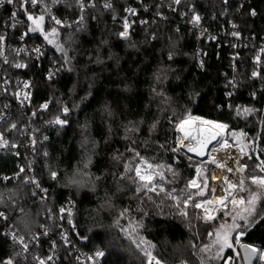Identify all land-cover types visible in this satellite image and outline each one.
<instances>
[{
    "label": "trees",
    "instance_id": "trees-1",
    "mask_svg": "<svg viewBox=\"0 0 264 264\" xmlns=\"http://www.w3.org/2000/svg\"><path fill=\"white\" fill-rule=\"evenodd\" d=\"M133 2L115 0L111 9L91 8L85 14L86 22L81 30L62 31L58 37L57 42L64 44L71 60L65 63L62 58L64 67L56 79H37L31 107L36 113L35 175L40 188L51 189L52 193L42 202L37 193L33 195L32 186L24 183L25 177L17 178L19 159L12 147L0 154V212L7 216V219L0 218V264L9 258L13 264H35L23 257L3 230L12 226L26 239L41 235L45 227L50 229L54 224L44 214L49 209L57 210L68 196L76 202L75 220L80 236L86 240L83 246L89 251H103L102 264H147L148 259L141 249L150 251L163 264H201L202 260L204 264H226V261L243 264L238 255L240 242L264 247V220H259L244 231L238 244L236 237L240 230L231 233L233 247L225 248L217 263L208 262L206 253L199 251L209 243L208 233L220 219L206 222L204 211L192 206L212 196L211 172L206 195H193L186 208L187 217L180 215V209L172 200L165 199L160 204L163 194H150L155 203L138 198L134 186L119 179L124 163H135L134 153L129 151L135 149L152 163L171 165L177 175L165 187L181 193L195 177L197 161L171 149L175 147L176 125L194 116L227 124V138L232 144L235 141L229 135L231 131L246 134L242 144H247V155L240 156L241 163L248 165L246 175L253 172L259 162L257 157L264 160V91L256 99L247 96L252 86L247 82L250 67L242 72L246 84L227 109L225 92L231 50L212 41L200 42L181 21L171 18L137 25L130 39H121L117 33L122 31L125 8ZM187 2L207 19L222 5L221 0ZM69 7L74 15L73 4ZM251 9L258 12L257 17L251 16ZM232 11V17L241 23L245 35L257 38L264 35V0H251L240 14ZM35 40L43 42L40 37ZM198 49L203 69L198 65ZM169 53L173 54L171 60ZM248 63L246 61V65ZM157 77L161 78L160 82ZM154 88L163 90L167 98L164 103H161L163 98L153 92ZM45 103L49 106L43 110L40 106ZM65 106L69 108L66 115L62 113ZM237 107L255 111L247 116L237 115ZM57 116L68 123L54 128L50 122ZM154 123L156 127L152 129ZM132 125L138 130L132 129ZM13 135L16 141L18 135ZM178 142L179 139L177 145ZM114 156L119 160H114ZM89 157L91 164L84 169L83 164ZM77 168L90 172L93 183L84 187L69 186L68 177ZM50 170L59 173L57 180L51 179ZM255 174H259L258 170ZM167 175L171 178L170 173ZM97 176L99 180H95ZM124 185L127 186L120 191ZM198 190L187 189L184 195ZM262 208L264 201L257 205V211ZM124 209L129 211L121 217ZM215 209L219 216L223 213L219 207ZM23 221H27V227ZM130 221H142V226H137L135 232L122 231L130 227ZM141 238L154 247L141 244L137 248L133 240L138 243ZM46 245L47 239L43 238L40 248L33 247V250L43 251ZM59 250L56 264H75L70 249L60 244Z\"/></svg>",
    "mask_w": 264,
    "mask_h": 264
},
{
    "label": "built area",
    "instance_id": "built-area-1",
    "mask_svg": "<svg viewBox=\"0 0 264 264\" xmlns=\"http://www.w3.org/2000/svg\"><path fill=\"white\" fill-rule=\"evenodd\" d=\"M154 1L155 0H134L132 5L125 8L123 20L126 16L129 19V23L131 25L129 28V35L131 34L133 28L137 25H144L150 21L155 22L157 20H167L169 18L172 20L178 19L197 36L200 42L205 41L206 43H209L212 41L217 43L219 47L225 46L231 50L229 53L228 66L230 74H228L227 77V90L225 92V107H227V109L232 106L233 98L239 93L241 87L246 84L242 72L247 70L249 67L250 69L248 71L249 74L247 82H249L252 86L248 89L247 96L252 99H256L260 93L264 91V51H262V49H264V35L260 38H257L255 35H245L242 32L241 23L237 18L232 17L233 9L240 14L248 5H250L251 0H227V3H225L224 0H221V7L216 8L215 11H213V15L210 19H207L205 14H201L196 11L194 5H189L187 2L188 0H182L180 5L171 4V0H156V4H154ZM94 2L95 7L103 8V4L106 0L98 2L97 0H94ZM110 2L113 6L115 0H110ZM45 4L48 5L50 11L45 10ZM71 4H73V10L75 11L74 15L71 14L72 8L69 7ZM170 4L171 7H169ZM26 7L27 13L21 8L20 0H15L12 4H8L7 0L0 3V36L4 37L3 42H0V50L3 51V55L0 56V132H3L5 138L9 141L7 147L0 148V154L6 153L13 144L16 145V147H12V149L15 157L19 159L17 162L18 169L21 167L25 168V172L20 173V177H34L37 180L35 175L34 157L37 146L36 127L34 124L36 115L33 116L34 111L31 109L35 85L38 78H44L46 81L56 79L62 73L64 65L62 64L61 53L57 51L55 44H48L39 31L28 32L27 35H24L29 27L34 26L33 22L27 19V15L31 14L33 16H39L43 14L45 17L42 23L44 31L49 32L52 27H57L59 33L61 34L62 31H72L77 28L75 22L79 20L80 10L76 5L75 0H60V2L56 4H53L52 0H42V2L36 7H33L30 2L26 5ZM95 7H88L83 13L84 24L86 22V12ZM129 8L135 9L136 14L130 15L126 11V9ZM173 8L176 10L173 11ZM190 9H194V12L201 17L199 26L192 25V12L189 11ZM253 10L256 14H251V16L255 18L258 16V12L255 9H251L250 13H252ZM13 12L17 13L15 19L12 18ZM158 13H160V15H158ZM51 16L57 17L62 20L65 25H71V27H61L55 25L51 20ZM233 25H235V28ZM234 31L238 32L239 36H233L232 33ZM37 37H40L43 42H36L35 38ZM37 46L41 48L43 53V55L39 58H37V54L32 51V49ZM17 49H25V51L17 55ZM197 55L198 65L203 69L204 65L203 67L200 66L202 60L199 56V49ZM5 57H7L9 63L4 62ZM257 57H259V59H257ZM246 61H249L248 65H246ZM16 63H24L27 67L16 68L14 67V64ZM57 69H59V71H57ZM33 71L35 72L33 73ZM49 71L55 72L52 79H48ZM254 72L257 73L256 76H253ZM24 82L30 83L31 86L29 89L23 88ZM24 91L30 92V99L24 100L23 103H21ZM17 92L21 93L19 98L16 96ZM228 93H231V95H228ZM195 117L196 116L192 118ZM60 118L62 119V117ZM201 119L210 121L203 118ZM13 123L17 125L16 129H11V124ZM52 126L54 128L62 127L53 123ZM12 134H14L13 136L16 134L18 135V139L16 141L15 138L13 139V137H11ZM33 138L36 140L35 146L31 144ZM230 144L232 143L230 142ZM20 149H24L25 151L22 153ZM236 151L238 152V149ZM204 158L206 159V157ZM228 166L235 168L231 163H229ZM212 169L214 170L211 174L215 176V171L217 169H215L214 165ZM238 175L239 174L229 173L226 171L224 176L218 180V183L211 179L212 187L217 190L215 196L220 197L226 194L223 191V188L227 187V185H222L225 176H227L229 180L234 181ZM244 175L246 176V173H244ZM194 178H196V176ZM198 183H200L199 180ZM28 184L32 186L34 192L39 195V199L42 202L47 201L52 193L51 189L44 192L41 190L44 188H37L35 184ZM193 189H195V187H193ZM212 198L213 194L207 199ZM203 200H199L198 202H202ZM61 207L71 208V223L68 222L67 211L63 214L64 218L60 219L61 213L59 212V209ZM206 207L211 210L218 207L220 208V205L214 203L212 205H207ZM75 209V200L68 196L62 206H60L57 210H51V213L53 214L51 220L57 224L56 231H50L47 229L48 234L39 235L38 242H32L27 252L22 250L19 243L12 240L11 233L15 232L18 236H20V234L12 226L5 227L3 233L21 251L24 258L31 259L35 264L36 261L33 257L46 258L48 256H52V260L48 261V264H56L60 254V244L70 249V253L75 264H102L105 258V253L102 257L97 258L95 253L100 250L89 251L83 246L86 244V240L79 234L78 225L75 220ZM198 210L204 211L203 208ZM46 215L49 216V212L44 214V216ZM241 236L243 235H240L239 238ZM43 238L47 239V245L43 248V251L35 252L33 247L40 248L41 240ZM27 240L28 239H26V241ZM53 242H55L54 248ZM243 244V242L239 243V252L241 245ZM250 245L257 249L264 250V247L252 244ZM89 257L92 259H89ZM156 259L159 260L158 258ZM153 264H155V261H153ZM161 264L163 263L161 262ZM251 264H264V260H260L259 253H257L255 260Z\"/></svg>",
    "mask_w": 264,
    "mask_h": 264
},
{
    "label": "snow or ice",
    "instance_id": "snow-or-ice-1",
    "mask_svg": "<svg viewBox=\"0 0 264 264\" xmlns=\"http://www.w3.org/2000/svg\"><path fill=\"white\" fill-rule=\"evenodd\" d=\"M4 0H0V3H3ZM15 0H7L8 4L14 3ZM31 3L33 7H36L38 4L42 2V0H20V6L21 8L27 13V7L26 5L28 3ZM60 0H52L53 4L59 3ZM225 3H227V0H224ZM76 5L78 6L80 10V16L79 20H77L75 23L77 25L76 30H81L84 26V16L83 13L88 7H95L94 0H75ZM182 3V0H171V4L180 5ZM171 4L169 7H171ZM44 8L46 11H50L48 8V5L45 4ZM103 8L105 9H111L112 3L110 0H106V2L103 4ZM173 11L176 9L173 8ZM126 11L130 15H135L136 10L129 8L126 9ZM190 12H192V18L191 23L193 26H199L201 17L194 12V9H190ZM252 15H255V11L253 10ZM17 13H12V18H16ZM160 15V13H158ZM27 19L29 21L33 22L32 27H29L27 32H25L24 35H27L28 32H37L39 31L41 35H43L44 40L48 44H55V47L58 52L61 53V56L65 63H69L71 60V57L69 56L68 50L64 47L63 43L57 42V38L59 37L60 33L57 27H52L49 32H45L42 23L45 19L44 15L41 14L39 16H33L31 14L27 15ZM51 20L54 22L55 25L61 26V27H71V25H65V23L58 19L55 16H51ZM146 23V22H142ZM131 27L129 23V19L126 16L123 20V30L117 33V35L124 40L130 39L129 35V28ZM235 28V25H233ZM233 36H239L238 32H233ZM153 39H155V36H152ZM214 39V37H213ZM4 37L0 36V42H3ZM68 40H72V34H68ZM104 43H107V41H104ZM134 46V45H133ZM25 49H17L16 53L19 55L20 53L24 52ZM34 53L37 54V58H39L41 55H43L42 50L39 46L32 49ZM264 51V49H262ZM3 55V51L0 50V56ZM173 58V54H168V59L171 60ZM259 59V57H257ZM5 63H9L7 57L4 58ZM201 67H203V63L200 64ZM14 67L16 68H25L27 67L24 63H16L14 64ZM59 71V69H57ZM55 75V72L49 71L48 73V79H52ZM257 73H253V76H256ZM157 81L160 82L161 78L157 77ZM231 83V82H230ZM29 82H24L23 88L29 89L30 88ZM153 92L157 96H161L163 99L161 100V103H164L167 99L162 89H153ZM228 95H231V93H228ZM17 98L21 96L20 92L16 93ZM30 99V92L24 91L23 92V100L21 103H23L24 100ZM49 106L48 103H45L41 105V109H47ZM254 109L251 108H236V114L237 115H249L252 112H254ZM69 112L68 107L62 108V113L67 114ZM36 113L33 112V116H35ZM189 120H195L199 121V124L190 125L189 127H185L186 124L189 123ZM50 123L64 126L68 123L66 119H61L60 116L55 117L53 121ZM203 124H209L214 125L218 131L216 132H209L208 135H205L201 125ZM177 128L182 131L184 134L182 137L179 138L178 146L173 147L171 149L174 153H179L181 149H186L187 153H194L196 156L201 157L202 159L197 162V166L195 168L196 171V178L191 179L188 181L187 185L185 186L184 190H181V193H177L175 188L168 189L165 187L166 184L171 183L172 179L175 178L177 173L173 170L171 165H165L163 163H152L145 157L141 156L139 152H136L135 149H129V151H132L134 153L133 160L135 163L127 162L124 163L123 168L124 171L121 173L119 179L120 180H127L130 182L134 187L133 191L135 195L138 198H147L148 200L155 203L153 200V196L150 194H155L156 196H161L163 194L162 199L160 201V204H163L165 199L172 200L175 202V206L180 209V215L187 217V211L186 208L189 205V202L193 200V195L203 197L206 195V190L209 189V173L213 171L214 169H209L206 166L207 165H214L215 169H224L229 173L239 174L236 177V180H229L227 176L224 177L222 185H227V187L223 188V191L226 193L224 196L216 197V188H211L210 191L213 194L212 199L203 200L202 202H196L192 206L194 208L200 209L203 208L204 210V219L205 221H212L215 220L217 217L214 215H211L209 213V208L206 207L207 205H212L214 203L220 205L219 211H223L225 217H230L231 223H228L225 221L224 223H221L218 228H215L213 232H209V237H214V239L211 241L210 244H205L203 247L199 249L201 253H208L209 259H219L221 254L223 253L225 248H232L233 245L230 242L231 233L236 230H240L237 237H236V243H239V235H243L244 231L249 228L250 226L254 225L255 223H258L259 220H264V208L261 209L260 212L257 211V205L264 201V175H257L255 174L258 170L259 173H264V160L257 159L259 162L255 165V168L253 169V172L247 176L244 175V173L248 169L247 164H240L239 159L236 157L231 156L227 150L229 148H232L234 146H239L238 150L241 153V156L247 155L245 152V148L247 147V144H242V138L246 135L245 133L231 131L229 135L231 138L235 141V144H230L228 139L225 137L223 130L228 128L227 124L220 123V122H214V121H205L202 120L200 117H189L188 119L181 120L177 125ZM156 127V124L154 123L151 128L154 129ZM17 125L15 123L11 124V129H16ZM132 129L138 130L135 125H132ZM130 129V130H132ZM46 140L47 137H44ZM187 141V143H185ZM215 141V143H213ZM85 145H87L88 141H84ZM9 144V141L5 138L4 133L0 132V148L7 147ZM31 144L35 146L36 140L35 138L32 139ZM12 147H16V145H12ZM219 152H224L227 159H218L217 154ZM48 153L45 152L44 156H47ZM206 157V159H204ZM114 160H119L118 156L113 157ZM189 160H192V156H188ZM228 159H232L233 162L237 165L235 168L228 166ZM249 159H251V156H249ZM91 164V158L89 157L85 163L83 164V168L87 169L89 165ZM30 167V165H29ZM25 168L21 167L19 169V173H17V178H20V173H24ZM171 174V178L167 174ZM59 176V173L54 170H50V177L53 180H57ZM212 180H215L216 177L212 175L210 177ZM5 179H8L5 177ZM100 177H95V180H99ZM198 180L200 183H198ZM24 183H31L35 184L37 188L40 187L39 182L34 177H25ZM93 183V177L90 172H86L81 170L80 168H77L75 172L68 177V185L69 186H76V187H84L87 184ZM202 184V187H201ZM127 185L121 186L120 191L124 190V187ZM94 187V184H93ZM197 188L199 189L195 194L191 192H187L186 195H184V192L187 189L190 188ZM44 192H47L46 189H41ZM246 194V195H245ZM35 195V192L33 193ZM43 199V197H42ZM160 204L157 205V207L160 206ZM181 204L183 207H181ZM231 206V207H229ZM214 211L216 209H213ZM67 211L68 215V222L71 223V215L72 211L71 208H65L61 207L59 209V212L61 213L60 219H63V214ZM129 210L124 209L120 216L123 217ZM51 210L49 209V218H52ZM0 218L7 219V216L5 213L0 212ZM243 222V223H240ZM25 224V227H27V221H23ZM116 224L119 225V220L116 221ZM137 226H142V221L133 223L130 221V227L129 228H122L121 230L128 233V232H135ZM41 227H44L41 225ZM44 235L48 234V230L45 227L44 228ZM12 240L16 243H19L22 247V250L24 252H27L30 248V244L32 242H38L39 240V234H35L31 236L27 241L23 235L18 236L15 232L11 233ZM131 238V237H129ZM66 239V237H65ZM133 243H136L137 248H140L141 244H148L149 247H154V245H151L150 242L144 241L143 238L137 243L135 240H133ZM55 247V242H53V248ZM245 249L246 253V259L249 261L253 256H255L257 253H259V259L264 260V250L257 249L253 246L249 245H241ZM215 248L216 252L213 254L212 249ZM251 248V252H248V249ZM141 251L144 253V255L148 259V264H153V261H155V264H161L159 260H157L154 256H152L150 251H147L145 249H141ZM104 255L103 251H97L95 253V256L102 257ZM33 259L36 261V264H48V261L52 260V256H48L46 258L41 257H33ZM89 259H92L89 257ZM3 264H13V260L11 258L5 260ZM201 264H204L203 260Z\"/></svg>",
    "mask_w": 264,
    "mask_h": 264
},
{
    "label": "rangeland",
    "instance_id": "rangeland-1",
    "mask_svg": "<svg viewBox=\"0 0 264 264\" xmlns=\"http://www.w3.org/2000/svg\"><path fill=\"white\" fill-rule=\"evenodd\" d=\"M245 116V115H244ZM188 119V118H187ZM191 121H195V120H189V122H191ZM199 122V121H198ZM214 129V128H213ZM215 131H218V130H216V129H214ZM227 131H228V128L227 129H225V130H223V132H224V134H225V137L227 138ZM203 132H204V134L205 135H208L209 134V132H212V131H209V130H203ZM179 134H180V137H182L183 136V132L182 131H180L178 128H177V130H176V140H175V147L176 146H178L177 145V141H178V139H179ZM228 139V138H227ZM229 141V140H228ZM230 142V141H229ZM181 153H183V154H185V155H187V156H191V155H189L184 149H181V151H180ZM202 158H195V157H193L192 156V160H195V161H200ZM205 159V158H204ZM240 164H242L241 163V160H240ZM212 167H213V165H209V168L210 169H212ZM211 173H212V171H211ZM210 173V177L212 176V174ZM197 175V174H196ZM195 175V176H196ZM258 175H264V173H259ZM247 176V175H246ZM190 189H193V188H190ZM246 195V194H245ZM189 206V205H188ZM229 207H231V206H229ZM212 210V209H211ZM211 210H209L210 212V214L211 215H214V216H216L217 217V219H219V223H218V225L216 226V227H214L213 228V230H212V232L215 230V228H218L219 227V225L221 224V223H224L225 221H227L228 223H231V219H230V217H225L224 216V213H221L220 214V216L218 215V210H215L214 212H212ZM56 227H57V224L55 225V223L52 225V227H50V231H56ZM43 234V233H42ZM214 239V237H210V241H209V243L208 244H210L211 243V241ZM144 245V244H143ZM216 252V249L215 248H213L212 249V253L214 254ZM153 256V255H152ZM209 257V254L208 253H206V258H207V261L209 262V261H213V262H216L217 263V261H219L221 258H222V254H221V256H220V258L219 259H209L208 258ZM226 263H227V261H226Z\"/></svg>",
    "mask_w": 264,
    "mask_h": 264
},
{
    "label": "bare ground",
    "instance_id": "bare-ground-1",
    "mask_svg": "<svg viewBox=\"0 0 264 264\" xmlns=\"http://www.w3.org/2000/svg\"><path fill=\"white\" fill-rule=\"evenodd\" d=\"M194 124H199V122L198 121H191V122H189L188 124H186L185 125V127L187 128V127H189L190 125H194ZM211 126H213L214 127V125H211ZM201 128H202V130H209V131H212V132H216L212 127H210L209 126V124H203V125H201ZM215 128V127H214ZM216 129V128H215ZM218 130V129H217ZM225 135V134H224ZM185 143H187V141H185ZM213 143H215V141H213ZM230 143V142H229ZM238 148L237 147H232V148H229L228 150H227V152L231 155V156H233V157H236L237 159H239V162H240V153H239V151L237 152L236 150H237ZM185 151H186V149H184ZM187 152V151H186ZM190 154V153H189ZM191 154H194V153H191ZM195 155V154H194ZM217 156H218V159H227V157H226V155H225V153L224 152H219L218 154H217ZM229 163H231L234 167H236L237 165L233 162V160L232 159H228V165H229ZM216 173H215V177H216V179H215V181L218 183L219 181V179L220 178H222L223 176H224V174L226 173V170H224V169H217L216 171H215Z\"/></svg>",
    "mask_w": 264,
    "mask_h": 264
},
{
    "label": "water",
    "instance_id": "water-1",
    "mask_svg": "<svg viewBox=\"0 0 264 264\" xmlns=\"http://www.w3.org/2000/svg\"><path fill=\"white\" fill-rule=\"evenodd\" d=\"M239 146H237L238 148ZM239 151V150H238ZM245 152L247 153V147L245 148ZM240 153V152H239ZM189 154V153H188ZM195 158H198V156L194 155V154H189ZM240 156H241V153H240ZM244 156V155H243ZM243 245H249L251 246L250 244H247V243H244ZM248 252H251V248L248 249ZM238 255L242 258L244 264H251L254 260H255V256H253L251 258V260L249 261L248 259H246V253H245V249L243 247L240 248V252L238 253Z\"/></svg>",
    "mask_w": 264,
    "mask_h": 264
}]
</instances>
